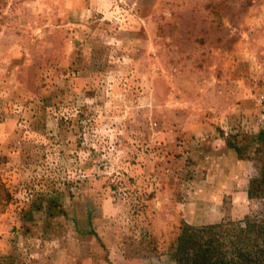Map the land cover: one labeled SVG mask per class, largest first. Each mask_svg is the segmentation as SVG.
<instances>
[{
	"label": "rangeland",
	"instance_id": "obj_1",
	"mask_svg": "<svg viewBox=\"0 0 264 264\" xmlns=\"http://www.w3.org/2000/svg\"><path fill=\"white\" fill-rule=\"evenodd\" d=\"M262 157L264 0H0V264H177Z\"/></svg>",
	"mask_w": 264,
	"mask_h": 264
},
{
	"label": "trees",
	"instance_id": "obj_2",
	"mask_svg": "<svg viewBox=\"0 0 264 264\" xmlns=\"http://www.w3.org/2000/svg\"><path fill=\"white\" fill-rule=\"evenodd\" d=\"M228 145L241 152L234 142L228 140ZM260 160L259 173L247 190L259 211L240 221L197 228L203 234L191 241L189 249L181 250L177 264H264V157Z\"/></svg>",
	"mask_w": 264,
	"mask_h": 264
}]
</instances>
